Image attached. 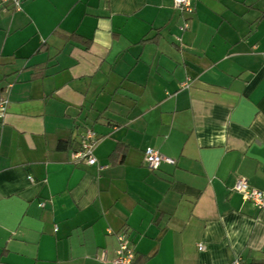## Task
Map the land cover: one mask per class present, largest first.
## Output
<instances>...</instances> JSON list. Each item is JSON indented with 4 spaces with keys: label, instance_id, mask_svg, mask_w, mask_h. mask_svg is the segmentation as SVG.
<instances>
[{
    "label": "crops",
    "instance_id": "crops-1",
    "mask_svg": "<svg viewBox=\"0 0 264 264\" xmlns=\"http://www.w3.org/2000/svg\"><path fill=\"white\" fill-rule=\"evenodd\" d=\"M10 7L0 264H107L118 232L138 264L264 260V208L232 189L242 177L264 190V0H193L190 13L173 0ZM87 129L94 164L72 158ZM146 146L174 163L150 169Z\"/></svg>",
    "mask_w": 264,
    "mask_h": 264
},
{
    "label": "built area",
    "instance_id": "built-area-1",
    "mask_svg": "<svg viewBox=\"0 0 264 264\" xmlns=\"http://www.w3.org/2000/svg\"><path fill=\"white\" fill-rule=\"evenodd\" d=\"M11 5V9H20V0H0V10H5ZM173 6L181 13H190L193 11V0H173ZM188 26L186 21L179 25V30L183 31ZM179 41V35L175 36ZM184 84V83H183ZM7 100L0 98V117L3 116L6 108ZM98 137L92 129H87L82 137L80 145L72 153L73 161H85L89 164L96 163V157L93 153L95 143ZM143 160L150 169H157L162 162L169 164L174 163V159L170 156L164 155L152 146H146L143 150ZM103 165H99L102 168ZM232 189L238 192L244 199L249 200L256 208H264V190L251 186L245 178L239 177L235 180ZM117 246L114 250V255L108 258L106 252L103 250L99 256V260L107 264H132L134 258V251L130 246V241L125 232H118L116 235ZM198 249H202L203 245L198 244ZM230 264H242L236 258Z\"/></svg>",
    "mask_w": 264,
    "mask_h": 264
},
{
    "label": "trees",
    "instance_id": "trees-1",
    "mask_svg": "<svg viewBox=\"0 0 264 264\" xmlns=\"http://www.w3.org/2000/svg\"><path fill=\"white\" fill-rule=\"evenodd\" d=\"M125 149H126V146L123 143H118L113 149V151L111 152L110 156H115V157H118L120 160H122L125 155ZM132 264H138L137 260L135 259V253H134ZM247 264H264V260H252L251 262Z\"/></svg>",
    "mask_w": 264,
    "mask_h": 264
}]
</instances>
